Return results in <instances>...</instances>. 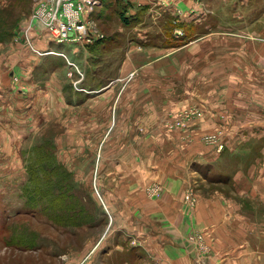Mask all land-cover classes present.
Instances as JSON below:
<instances>
[{"label":"crops","instance_id":"1","mask_svg":"<svg viewBox=\"0 0 264 264\" xmlns=\"http://www.w3.org/2000/svg\"><path fill=\"white\" fill-rule=\"evenodd\" d=\"M199 1V5H196L194 0H181L180 3L185 7V12L194 9L198 17L204 14L205 18L210 17L209 13L212 12L210 18L214 22L215 20L221 22L217 24L215 22L216 26L219 25L217 30L208 33L209 37L201 43H193L192 49L189 48V43L175 50L174 53L180 55L177 59H172L170 54L164 53L167 48L155 43H136V46L131 45L130 48H124L126 44L109 48L106 46L113 44L109 43L105 46L101 41L75 44L72 51L77 59L85 56L86 60H91V51L100 50L104 56L110 55L108 62L117 59L120 60L119 62L122 61L125 68L122 72L123 77H120V81L124 83L121 91L114 90L116 83L111 78L103 84L98 82V77H94V72L100 64L97 61H95L96 66L92 63L89 64L91 66H87L86 61L78 60L82 69L87 71L82 75L75 67L73 72L75 81L79 80L78 84L82 90L76 89L75 81L69 84V77L67 78L65 74L66 79L64 78L65 65H61L53 57L61 56L63 45L60 47V44H55L58 46L54 47L50 45L51 43H46L50 41L46 40L44 30L34 32L35 37L38 38L36 48L42 52L51 49L57 51L56 53L60 52L59 54H46L39 59L37 58L39 55L24 42L5 43L6 45L0 42V179L4 177L13 179L16 176L20 178L25 175L21 170L23 158L20 153L16 155L15 149L18 153L20 147L27 141V137L30 138L29 135L35 130L53 121V115L58 121V130L78 131L76 139L79 140V144L75 145L78 149L74 150L75 153L79 151L80 146L87 144L91 146L93 139L98 141V133L101 130L108 132L109 128L114 126L105 138L101 155H96L98 158L94 164L97 161L98 165L97 163L96 167L94 165L91 182L93 184L95 177L97 190L105 196L107 209L114 212L118 232L109 247L103 249L104 252L91 251L86 264H98L99 258L104 261L102 264H212L211 261L216 260H221L222 264H256L252 259L258 254L257 244H264L262 238H258L257 226L251 221V219L257 220L258 217L259 208L255 206L256 204L253 214L249 213L246 216L242 214L241 205L238 206L235 202L229 204L227 199L220 197L221 194L200 198L195 208L184 199L189 186L200 177L193 169L194 164L210 165L212 169L209 173H211L215 171L216 162L220 164L236 159L233 155L220 156L217 150L205 151L204 147L207 144L204 146L199 139L201 134L214 131L218 127L221 129L222 120L226 128H230V132L233 133L238 130L252 131L254 128L264 131V118H261L260 122L254 119V121L244 120L242 124H234L237 120L228 121L232 116L238 115V108L242 105L246 106L245 101L250 103L251 100L240 92V84L234 71L232 74L228 73L230 66L227 65L228 60L225 58L230 56L232 64H237L239 59L234 56L244 55L245 63L250 64L252 62L250 59H248L250 62L247 61V56H251L250 52L259 44H263L259 46L264 48V43H259L256 38L248 36L250 28H232L226 23V19H246L256 12H241L242 10L233 9L235 2L228 4L231 0ZM204 3L210 9L207 10ZM176 6L177 3L175 8ZM227 12L231 15L226 14ZM192 17L188 16L181 21H191ZM186 23L190 26L194 25L191 22ZM121 31L127 33L129 29L125 28ZM262 31L264 33V30ZM227 36L234 37L237 43L226 44V40H233ZM248 46V51L245 53L244 50ZM118 47L123 50L122 57L116 52ZM196 47L217 54L220 52L222 57L215 53L193 54L192 50ZM226 49H232V52L227 53ZM207 59L215 63L202 67ZM133 60L141 65V68L134 69L139 73L130 76L134 70L129 69L128 66ZM40 63L43 67L42 82H45L42 86L41 81L35 80L33 76L34 72L40 71ZM53 67H57L59 73L61 72L63 81L53 84L49 78L46 79L47 73L55 71ZM14 74H24L25 78L20 82H14L12 79ZM127 74L129 75L126 78ZM198 74L201 75L202 80H207V85L202 89L205 92L199 99V104L204 109H202L203 117L199 126L189 132L190 137H183L184 130H166L165 119L169 115L166 111L172 106L183 104L180 98L184 95V91L179 94L174 85L194 82V76ZM100 77L102 79L103 74H100ZM225 82L227 85L223 86ZM35 85L38 86L34 89L41 91L38 96L41 103L36 102V110L32 106V97H30V93L34 95L31 91ZM163 85L170 92L163 90ZM191 88L184 84L185 91L189 92ZM38 113L41 114L42 121L38 120ZM222 114L227 115L226 121L220 118ZM250 139L240 141L245 144L244 153H255L251 160L254 161L253 165L249 170L251 171L249 178L255 179L249 181V189H243L249 191L251 198L247 200L252 205L257 195H262L264 198L263 192L258 191L264 188V144L261 145L260 154H256L250 149L251 146H256L257 142L250 145ZM222 140L224 141V137ZM81 159L75 158L74 162L94 160L92 157ZM16 163L21 164L16 166ZM258 163L263 164L259 166L262 167L260 175H257ZM218 173L223 174L220 171ZM238 177L234 175L233 184L240 198L242 187L237 185ZM153 181H158L163 186L161 198L152 199L145 194L146 185ZM201 181L204 186L213 184L202 177ZM217 184L218 191L221 192L224 181L219 180ZM243 185L247 186L245 183ZM217 197L218 199L214 200ZM236 211L241 213L237 215ZM229 213L233 214V228L226 232V217ZM243 216L250 219L243 220ZM202 228L207 246L211 248L212 254L208 257L201 254L188 240L194 230ZM132 240L136 241V245L132 244ZM98 254L100 256L95 257ZM218 254L219 256H216Z\"/></svg>","mask_w":264,"mask_h":264},{"label":"rangeland","instance_id":"2","mask_svg":"<svg viewBox=\"0 0 264 264\" xmlns=\"http://www.w3.org/2000/svg\"><path fill=\"white\" fill-rule=\"evenodd\" d=\"M180 1L181 0L177 2L173 0H166L165 2H161V0H103V4L91 14L92 23L90 26L94 30L95 38L93 39L92 37V42H84V44L101 41L105 43V46L109 43L113 44L111 46H106L109 48H115L116 45L119 46L121 44H126L124 48H130L131 45L136 46V43H155L159 44L161 47L167 48L164 53L170 54L172 59H177L180 55L177 53L175 54V50L189 43V48L192 49L193 43H201L209 37L207 35L208 33L217 30V27H219V25L216 26L217 22H221V20H215V24L214 20L210 18L212 12H208L210 17L207 18H205L204 14H200L199 17L194 15L191 20V23L194 24L191 32L184 31L186 34L183 37L181 34L184 28H181L182 30L178 32L179 34H175L174 31L176 27L174 28L175 25L172 24L175 3H177L176 9H185ZM194 1L196 5L200 4L199 0ZM233 1L235 2V7L233 5V9L242 10L241 12L253 11L256 13H253L255 15H251L246 19H226V23L230 24L232 28H250L248 32L252 35L249 34L248 36L256 38L259 43H264V33L262 31L264 30V0H231L228 4ZM35 6L36 0H0V42H3L2 44H11V42L14 44H21V39L18 38L22 35L23 28L20 29V27L27 25L31 20ZM204 7L207 10L210 9L205 3ZM124 14L126 19L122 18ZM226 14L231 15L229 12ZM125 28L129 29V31L127 33H122L121 30ZM34 32L35 31H32L31 37L34 44H36L38 38L37 36L35 37ZM227 38L233 40H226V44L237 43L234 37L227 36ZM47 39L46 36V40ZM106 39H108V41ZM48 40L50 42H45L48 44L51 43V46L57 47L58 45L55 44H59L54 40ZM75 44L81 45L82 43L60 44V47L63 45L61 49L64 56H53L61 65H65L64 78L66 79L65 74L67 78H72V80L68 78L69 84L76 79L73 76L75 67L82 75L85 72L87 73V71L82 69L78 60L82 59L83 62L86 61L88 63L87 66L91 63L93 66H96L95 61H97V63L100 64L94 72V77H98V82L102 84L103 82H107L110 78L115 80L114 83H116V85L114 90L121 91L124 83L120 81V77L125 68V66L122 65V61L119 62L120 60L117 59L115 61L113 60V62L112 60L108 62L110 60V55L107 54L104 56L100 50L91 51V60H86L85 56L77 59L72 51L76 46ZM259 45L256 49L254 47L255 50L253 49L250 52L251 56H247V61L250 59L252 62L250 64L245 63L246 58H244V55L241 57L234 56L239 59L237 64H232L230 56L225 58V60H228L227 65L230 66L228 73L232 74L234 71L238 78L237 81L240 84V92L244 94L247 99L251 100L250 103L245 101L246 106L242 105L238 108V115L228 119V121L237 120L234 124H242L244 120L253 119L260 122V119L264 118V48H261L262 46ZM29 48H31V46ZM248 48L249 46L244 50L245 53L248 51ZM53 51L54 50L51 49L43 50V52L40 51L43 55H39L37 58L41 59L46 54L57 52ZM192 51L193 54L197 55H200V53L206 55L215 53L209 52L207 49L203 51L201 47H196ZM116 52L119 57H122V48L118 47ZM226 52L231 53L232 49H226ZM236 53H239V51H236ZM217 55L222 57L220 52ZM107 63L111 64L107 65ZM214 63V61L207 59L202 67L210 66ZM57 67H53L55 71L47 73L46 76V79L48 80L49 78L50 82L53 84L60 82V80L63 81V75L61 72L59 73ZM128 67L134 70L140 69L141 65H138V63L133 60ZM39 69L40 71L34 72L33 76L35 80L41 81L40 85L42 86L45 82H42L43 67L41 63ZM137 73H139V71L134 70L130 73V76L137 75ZM100 74H103L102 79ZM128 75L129 74L126 75V78ZM24 78V74H14L12 79L14 82H20ZM206 82L207 80H202L201 75L198 74L194 76V82H183L185 86L192 87L189 92L185 91L184 84L182 83L174 85V88L179 91V94L184 91V95L180 98L183 104L172 106L167 109L166 112L167 115H169H166L165 122L167 118L172 115L177 116L185 113L188 116L191 115L195 117H193L186 126L175 127L173 129L166 127V130H184L185 134L183 137H190L189 132H192L196 126H199L200 120L203 117L204 109L201 104H199V99L201 94L205 92L202 91V89L204 85H207ZM225 85H227L226 82L223 86ZM37 86L38 85H35L31 91L34 92V95L30 93V97H32V106L35 110L37 108L36 102L41 103V99L38 98L41 91L34 89L37 88ZM150 90H152V88ZM163 90L170 92L164 85ZM181 95L179 96L181 97ZM197 112H201V115L198 117H196ZM40 115L41 114L38 113L37 118L39 121H42ZM225 115L222 114L220 118L227 119V115ZM52 119L54 120L43 125L39 130H35L32 135L30 134V138L27 137V141L20 147L18 153L17 149H15L16 155L18 156L20 153L21 158H23V162L20 164L22 165L21 170L25 175L20 178L16 176L13 179H7L5 177L4 179H0V264H86L90 258V252H104L103 249L109 247L110 242L118 232V225L114 219V212L107 209L105 196L101 191L97 190L95 177L93 184L91 182L92 170H95V167L98 165L97 161V165L96 163L94 164V161L98 158L96 155H101L104 149L105 138L111 133L114 126H111L108 132L101 130L98 133L99 140H92V147L88 144L86 146H80L79 151L75 153L74 150H78L75 145L77 143L79 144V140L76 139L78 131L70 130L67 132L58 130L56 116L53 115ZM221 123L223 125L220 127L221 129L218 127L214 131L203 133L199 139L204 146L207 144V146L204 147V150L207 152L212 149L214 152L222 142L224 148L218 151L220 152V156L233 155L236 159L233 157V160H227L225 163L221 162L220 164L216 162L214 165L215 171L211 173H209L212 169L210 165L194 164L193 169L198 172L200 177L189 186L185 194L188 192L193 194L195 203L194 205H190L193 208L197 206L200 198L202 199L207 196L214 197L221 194L220 197L223 196L224 199H227L229 204L235 202L238 206L241 205L242 214L246 216L249 215V213L253 214L254 205L256 204L255 206L259 208L257 211L258 217H256L257 220L251 219V221L257 226L258 238L261 237V241H264V198L262 195H257V198L254 199L251 205L247 200V198H251L249 191H243V189H249V181H254L255 179L253 177L251 179L249 178V174H251L249 170L251 165H253L252 162H254L251 160H253L255 153H244L245 144L240 141L241 139L251 138L250 145H253L254 142L257 143L256 146H251L250 150L255 151L256 154H260L261 145L264 144V131L254 128L252 131L238 130L233 133L230 132V128H226L223 124L224 120H222ZM226 134L228 135L225 141ZM211 137L215 141H205ZM219 137H224V141H219ZM102 138L104 139L102 140ZM248 144L249 143H246V145ZM235 147L237 148L234 151ZM208 149L210 150L208 151ZM78 157L82 159H91L92 157L94 160L74 162V159ZM20 164L16 163V166ZM257 166V175H260L262 167L259 166H263V164L261 163L260 165L258 163ZM32 171L36 172V183L41 185V189L38 192L37 199L34 200V202H29L28 194L24 193L25 189L35 191V189L39 187L33 188L34 185L31 181ZM219 171L223 174L218 173ZM234 175L239 176L237 185L242 187L240 198L237 194L239 192L235 190V185L233 184ZM201 177L213 182V184L207 186L202 185L203 181H201ZM219 180L224 181L221 192L218 191L219 185L217 181ZM155 182L160 184L158 181ZM244 183L247 184V186L243 185ZM160 185L163 188L162 184ZM258 191L264 194V188H260ZM40 192H42V197H40ZM60 195H63L62 199L58 198ZM56 198L59 199V202H57ZM217 199L218 197L214 200ZM232 212L234 213V211ZM231 213L226 217V232L233 228V214ZM239 213L241 212L236 211L237 215ZM248 219L250 218L243 216V220ZM202 230L203 228L201 230H194L190 234V239L188 240L201 254L208 257L212 254L210 251L211 248L207 246L206 236ZM18 238L25 242L33 241V247H18L14 242V239ZM131 242L133 245H136L135 240ZM257 246L258 254L253 256L252 260L256 264H264V244H257ZM96 256H100V254L95 255V257ZM216 256H219V254ZM85 258H87V260ZM102 261L103 260L99 258L98 264H102L104 262ZM208 261L209 260H207V262ZM211 263L222 264V261L216 260L214 262L211 261Z\"/></svg>","mask_w":264,"mask_h":264},{"label":"built area","instance_id":"3","mask_svg":"<svg viewBox=\"0 0 264 264\" xmlns=\"http://www.w3.org/2000/svg\"><path fill=\"white\" fill-rule=\"evenodd\" d=\"M165 2L166 0H161ZM177 2L178 0H173ZM103 0H36V6L32 14L29 25L23 26L22 35L18 38L24 42L31 50L38 55H43L38 51L31 37L32 25L38 26L44 30L46 36L50 40L57 43H84L92 42L91 38H95L94 30L91 28V14L94 13L101 5ZM175 17L178 21L187 18L188 16L198 15L196 10L185 12L184 10L175 8ZM182 29L176 28L175 34H179ZM183 31V30H182ZM183 35V33L181 34ZM179 37V36H178ZM63 55V54H62ZM79 80L74 82L76 89L82 90L78 84ZM201 112H197L196 117L200 116ZM195 116L172 115L166 120V127L173 129L175 127L186 126L188 122ZM206 142L215 141L212 137L205 140ZM219 141H223L219 137ZM224 148L221 142L218 145L217 151ZM145 193L148 198L158 199L163 194V188L155 181L145 187ZM184 199L190 205H194L195 199L193 194L188 192Z\"/></svg>","mask_w":264,"mask_h":264},{"label":"trees","instance_id":"4","mask_svg":"<svg viewBox=\"0 0 264 264\" xmlns=\"http://www.w3.org/2000/svg\"><path fill=\"white\" fill-rule=\"evenodd\" d=\"M122 18H125L126 19L125 14L123 15ZM186 22H191V21H183V22H181V21H178L175 17L172 16V24L175 25L174 28L175 27H180L182 29L184 28L183 29L184 31L191 32V29H192V26L193 25L192 26H189ZM185 34L186 33H184L183 37L185 36ZM36 177H37L36 172L32 171L31 172V181L33 182V185H34L33 188L38 187V186L39 187L37 189H35V191L34 190H28V189H25V191H24V193H27L28 196H29V202H34V200L37 199L38 192L41 189V187H40L41 185H39V184L36 183ZM39 194H40V197H42L41 196L42 195V192H40ZM62 197H63V195H60L58 198L59 199H62ZM58 198H56L57 199V202H59V199ZM14 242L20 248H32L33 247V241H26L25 242L24 240H19V238H18V239H14Z\"/></svg>","mask_w":264,"mask_h":264},{"label":"bare ground","instance_id":"5","mask_svg":"<svg viewBox=\"0 0 264 264\" xmlns=\"http://www.w3.org/2000/svg\"><path fill=\"white\" fill-rule=\"evenodd\" d=\"M29 23H30V21L28 22V24H27V26L29 25ZM26 27V26H25ZM32 31H37V30H41L40 28H38V26H36V25H32Z\"/></svg>","mask_w":264,"mask_h":264}]
</instances>
